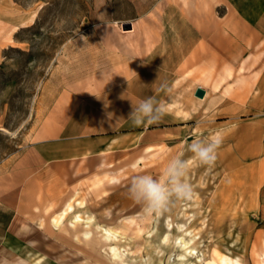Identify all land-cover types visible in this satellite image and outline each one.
<instances>
[{
    "label": "rangeland",
    "instance_id": "1",
    "mask_svg": "<svg viewBox=\"0 0 264 264\" xmlns=\"http://www.w3.org/2000/svg\"><path fill=\"white\" fill-rule=\"evenodd\" d=\"M193 2L201 9L202 0ZM183 6L185 0H0V264L263 263L264 36L240 47L235 61L181 62L170 94L158 98L166 114L137 140L95 159L41 154L43 121L86 97L96 72L119 69L115 29L135 23L133 37L157 58V29L185 22ZM198 11L194 23L225 21L223 5ZM200 85L208 95H195ZM213 135L222 144L215 163L204 166L187 145ZM49 146L52 155L56 146ZM177 156L189 163L192 198L146 212L128 196L131 177H160ZM43 234L54 262L26 242L46 246ZM191 235L193 252L182 258L176 239ZM109 247L120 254L113 258Z\"/></svg>",
    "mask_w": 264,
    "mask_h": 264
},
{
    "label": "crops",
    "instance_id": "2",
    "mask_svg": "<svg viewBox=\"0 0 264 264\" xmlns=\"http://www.w3.org/2000/svg\"><path fill=\"white\" fill-rule=\"evenodd\" d=\"M193 1L185 0V6L180 9L185 22H172L157 29V58L143 41L133 37L135 23L132 22L131 30L114 28L118 37L119 69L116 68L113 75L96 72V81L85 91L86 97L77 100L72 109L59 108L56 118L43 121L39 141L44 159H95L111 152L116 145L124 146L131 139L137 140L143 127L148 125H131L127 119L131 100L139 103L156 94L158 99L162 94L157 91L160 85H169L176 78L181 62L188 66L197 61L214 64L218 58L224 62L235 61V57L240 56V47H252L259 37L264 36V0H202L201 9L195 7ZM217 5L224 7V22L218 25L193 22L196 10L207 15ZM204 89L205 95L207 91L209 93L207 88ZM50 144L56 146L52 155ZM43 235L48 240L46 246H41L37 238L25 240L30 249L54 262L50 251L46 250L52 246L50 238ZM263 235V231L257 232V238ZM61 246L60 254L69 251L66 245Z\"/></svg>",
    "mask_w": 264,
    "mask_h": 264
},
{
    "label": "clouds",
    "instance_id": "3",
    "mask_svg": "<svg viewBox=\"0 0 264 264\" xmlns=\"http://www.w3.org/2000/svg\"><path fill=\"white\" fill-rule=\"evenodd\" d=\"M81 39L84 40V37ZM157 91L170 94L171 89L166 83H163ZM166 111L164 103L156 96H150L140 100L139 103H134L131 100V111L127 119L132 126L139 127L158 122L166 114ZM221 144L222 138L213 135L205 139L193 140L187 145V149L202 165L212 166L217 159V150ZM188 168V161L177 156L168 162L160 177L135 175L130 179L127 188L128 196L144 205L146 212L160 211L166 208L173 198L175 200L191 199L193 189L185 179Z\"/></svg>",
    "mask_w": 264,
    "mask_h": 264
},
{
    "label": "bare ground",
    "instance_id": "4",
    "mask_svg": "<svg viewBox=\"0 0 264 264\" xmlns=\"http://www.w3.org/2000/svg\"><path fill=\"white\" fill-rule=\"evenodd\" d=\"M125 30H131V29H125ZM215 49V48H214ZM213 49V50H214ZM212 50V49H211ZM216 51V50H215ZM235 51V50H234ZM213 53V52H212ZM216 53H218V52H216ZM219 54V53H218ZM220 55V54H219ZM199 56V55H198ZM202 55H200V57H201ZM215 56V55H214ZM196 58H198L197 56H195ZM199 57V58H200ZM220 57V56H219ZM213 58V57H212ZM213 59H216V58H213ZM222 59V58H221ZM216 60H220V58H218V59H216ZM200 86H202V85H200ZM249 94H250V91H246L245 92V94L243 95V97H247V96H249ZM252 149V148H251ZM250 149V150H251ZM248 153H249V151H247ZM248 155V154H247ZM71 224H74V221L73 220H71V222H70ZM189 227H191V226H189ZM188 227V228H189ZM188 233H191V232H188ZM171 234V231H167L166 233H165V236H164V240H166V239H168V237H169V235ZM91 235V231L89 230V229H86V230H84L83 231V236L84 237H89ZM110 235V232H109V230H106V236H109ZM173 238V237H172ZM193 239H194V235H191L189 238H178V239H176V241L179 243V246L181 247V249L183 250L182 251V253H181V257L182 258H186L188 255H189V253H192L193 252V249H194V245L193 246H191V242L193 241ZM171 240V239H170ZM196 242V241H195ZM164 243V242H163ZM168 243V242H167ZM165 244V243H164ZM194 244V243H193ZM199 244H197V246H198ZM199 247V246H198ZM201 249V248H200ZM207 250V249H206ZM109 252L110 253H112L113 255V258H116L117 257V255H119L120 254V251H118V250H115L114 248H112V247H109ZM147 253H149V252H147ZM155 252H153V254H154ZM157 253V252H156ZM160 253V252H159ZM198 253V252H197ZM201 253V252H200ZM158 256H159V254H157ZM169 256V255H168ZM192 256V255H191ZM174 257V256H173ZM152 258V257H151ZM157 258V257H156ZM169 258V257H168ZM188 258V257H187ZM195 259V258H194ZM197 259V258H196ZM155 260H157V259H155ZM154 260V261H155ZM192 260V259H191ZM198 260V259H197ZM160 261V260H159ZM153 262V261H152ZM156 262V261H155ZM161 262V261H160ZM176 262H178V260L176 261ZM183 262V261H182ZM181 262V263H182ZM202 262V261H201ZM167 263V262H166ZM122 264H129V263H127V262H122ZM199 264V263H198ZM222 264H242V262H240L238 259H232V258H230V257H222ZM262 264H264V261H263V263Z\"/></svg>",
    "mask_w": 264,
    "mask_h": 264
},
{
    "label": "water",
    "instance_id": "5",
    "mask_svg": "<svg viewBox=\"0 0 264 264\" xmlns=\"http://www.w3.org/2000/svg\"><path fill=\"white\" fill-rule=\"evenodd\" d=\"M122 27L123 29H130L132 28V23L130 21H125L122 23ZM206 90L201 87L198 86L195 90V95L199 96V97H204Z\"/></svg>",
    "mask_w": 264,
    "mask_h": 264
}]
</instances>
